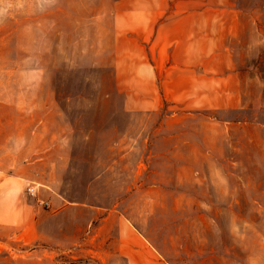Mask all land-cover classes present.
<instances>
[{
	"label": "crops",
	"instance_id": "obj_1",
	"mask_svg": "<svg viewBox=\"0 0 264 264\" xmlns=\"http://www.w3.org/2000/svg\"><path fill=\"white\" fill-rule=\"evenodd\" d=\"M128 3L117 24L136 36L128 74L141 89L111 93L110 98L123 99L122 105L97 108L103 119L97 120L96 134L81 142L97 148L89 160L93 175L78 199L49 178L42 179L38 197L26 194L19 177L0 178L1 245L12 240L45 246L50 264L59 253L75 250L74 256L103 264H187L189 235L176 212L201 209L193 205L203 202L204 192L209 200L198 164L221 161L207 155L199 138L198 111L222 99V111H245L246 102L237 106L232 100H246L250 83L261 82L256 63L263 49L261 14L214 9L215 0ZM183 4L190 7L180 9ZM140 40L147 42L150 56L136 45ZM227 81L233 87L225 89ZM244 123L229 118L221 124L229 125V137V129L243 130ZM74 143L49 138L45 146ZM42 199L48 206L40 204ZM213 259L211 253L205 263Z\"/></svg>",
	"mask_w": 264,
	"mask_h": 264
},
{
	"label": "rangeland",
	"instance_id": "obj_2",
	"mask_svg": "<svg viewBox=\"0 0 264 264\" xmlns=\"http://www.w3.org/2000/svg\"><path fill=\"white\" fill-rule=\"evenodd\" d=\"M216 1L214 9L261 14L263 49L256 58L261 82L250 83L246 100H232L237 106L246 102L243 113L222 111L223 99L197 110L199 138L207 155L221 161L198 164L209 200L203 191V202L193 205L201 209L176 212L189 235L184 263L207 264L212 253L210 264H264V0H225L226 6ZM129 7L128 0H0V178L19 177L27 195V187H35V197L42 179L49 178L71 199L80 197L97 150L81 142L96 134L97 120L103 119L97 110L122 105L111 93L142 87L128 74L136 36L117 24L118 12ZM136 45L150 56L147 42ZM224 87L233 85L227 81ZM229 118L244 119L245 129H229L226 136L229 125L223 124ZM49 138L75 143L45 146ZM206 204L214 208L204 209ZM45 250L10 240L0 244V264H50ZM77 252L59 253L53 262L103 264L78 258Z\"/></svg>",
	"mask_w": 264,
	"mask_h": 264
},
{
	"label": "built area",
	"instance_id": "obj_3",
	"mask_svg": "<svg viewBox=\"0 0 264 264\" xmlns=\"http://www.w3.org/2000/svg\"><path fill=\"white\" fill-rule=\"evenodd\" d=\"M26 190L28 191V193H29L30 195H32V196H36V195H35V187H33V186H28ZM40 204L47 206V205H48V202H46V201H40Z\"/></svg>",
	"mask_w": 264,
	"mask_h": 264
}]
</instances>
